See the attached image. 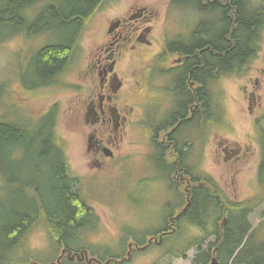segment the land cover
Returning <instances> with one entry per match:
<instances>
[{
    "label": "rangeland",
    "instance_id": "1",
    "mask_svg": "<svg viewBox=\"0 0 264 264\" xmlns=\"http://www.w3.org/2000/svg\"><path fill=\"white\" fill-rule=\"evenodd\" d=\"M249 3L250 9H255L263 6L264 0H249ZM142 5L153 8L156 15L152 22L154 35L163 30L164 36L168 35L169 39L189 41L190 31L197 26L201 17L182 7L174 6L172 10L169 0H102L96 12L86 16L83 21V29L69 53L66 74L62 73L59 77L61 83L58 78L55 83L44 87L42 94L37 89L38 94L24 91L22 72L26 70L25 63L46 39L61 40L67 31L55 27L53 22H47L40 33H33L37 35L19 34L7 39L0 36V114L8 108L7 115L10 117L3 116L5 118L37 120L41 113L54 107L53 112L57 111L56 134L65 150L69 170L66 176L74 178L73 187L78 199L85 196L82 198L87 203L85 223L90 222L87 228L78 231L79 237L72 245L67 247L64 244V247L58 248L54 246V238H48L38 223L33 225L24 240V250L19 248L14 254L18 260L16 264H23L26 260L28 264H47L52 260V264H60L63 258H68L71 264H194L196 255L215 238L212 235L207 238L208 234L215 235L212 227L201 228L204 230L200 231L198 225L181 220L171 226L174 227L173 233L160 237L171 222V217L176 218L184 207L187 183L182 182L180 175H185L195 185L217 186L216 191L226 193L233 199H244L258 191L255 187L257 144L254 138L251 143H246L248 139L244 138V133H250L248 122L255 113L249 112L251 103L254 102V109L259 103L260 106L264 105V27L260 33L258 53L245 62L243 68L219 79L216 78L217 71L210 69L208 76L211 79L207 85L209 100L218 102L220 115L216 122L201 115L197 123L186 125L176 134L185 149L183 169L178 172L171 165L174 158L168 154L169 147L167 152L165 147L159 150L161 154L166 153L162 163L153 157L154 152L148 144L151 127L172 111L176 99L164 85L159 84L157 88L150 85L151 73L167 74L164 69L176 64L178 56L166 50L163 43L166 39L159 42L154 39L153 43L145 41L134 50H131V44H125L120 50L117 74L124 83L123 99H127L128 106L134 107L133 119L143 116L144 128L140 126V129L133 130V135L125 141L122 150L124 160L119 165L95 178L84 175L90 171L89 162L86 161L87 156L92 155L88 146L90 128L78 110L79 104H75L82 101L80 96L85 97L82 94L86 89L85 68L99 45L96 43L107 38L109 22L126 16L128 10L133 12ZM144 25H148V22ZM55 76L54 73L48 79ZM168 76L173 79L171 73ZM142 78L146 79V85L148 81V88ZM160 79L162 81L164 76L158 77V83ZM191 83L190 88L188 80L185 82L190 90L196 86L194 82ZM140 87L144 90L138 93ZM129 92L136 95L129 97ZM250 92L254 93L251 100L248 98ZM177 94L182 96L181 92ZM197 109H200L199 105ZM30 123L33 124V121ZM257 123V129L252 126L255 135L264 130V118ZM220 142L239 144L244 158L232 167V163L223 161L219 153ZM187 147H191V150ZM167 164L171 165L170 172L165 170ZM79 180L81 190L76 189ZM1 197L5 198L6 195L2 194ZM181 198L182 202L177 204ZM250 222L264 236V203L250 215ZM151 236H155V239ZM66 240L73 241L70 238ZM147 240L150 242L148 248L139 250L138 247L146 244ZM186 246L189 247L181 256L172 257L169 253H181ZM71 247L74 251L68 249ZM216 250L217 247L213 249L208 264H218ZM25 251L31 257L25 258ZM104 257L107 259L102 260Z\"/></svg>",
    "mask_w": 264,
    "mask_h": 264
},
{
    "label": "trees",
    "instance_id": "2",
    "mask_svg": "<svg viewBox=\"0 0 264 264\" xmlns=\"http://www.w3.org/2000/svg\"><path fill=\"white\" fill-rule=\"evenodd\" d=\"M101 1L0 0V36L5 39L19 34L36 35L33 33H40L47 22L67 31L65 38L47 42L27 60L22 81H26L23 83L28 88L44 86L39 82L48 81L63 68L83 29L81 21L83 27L86 16L95 13ZM249 5V0H170L171 7H185L201 16L191 31L190 43L178 44L183 39L175 38L171 48L191 55L195 61L198 60L193 55L195 50H201L205 67H195L193 75L202 85L196 92L204 109L210 96L205 80L210 69H216L219 79L243 68L258 53L264 5L255 9ZM185 93L186 98L180 102L184 109L192 103L190 93ZM7 109L0 114V264H16L14 254L19 248L24 250V240L33 225L38 223L48 238H54V246L58 248L72 245L79 237L78 231L87 228L90 222L85 223L87 203L78 199L74 178L66 176L69 170L65 150L56 134L57 113L37 120L20 117L12 120L3 117L8 116ZM259 141L261 157L255 165L257 192L244 199H233L216 191L217 186H209L210 189L203 185L190 198L182 217L190 220L202 217L205 223L196 225L215 231V238L196 255L194 264H208L216 247L218 264H264V236L250 222V215L264 203V131L260 132ZM76 189L81 190L79 186ZM2 194L6 197H1ZM209 206L216 212L204 217L210 212ZM222 217L227 219L223 225L219 222ZM68 238L73 241H67ZM188 247L181 253H169L172 257L181 256ZM68 249L74 251L72 247ZM24 253L25 258L31 257L27 251ZM52 263L53 260L47 262ZM23 264H28L27 260ZM60 264L71 261L63 258Z\"/></svg>",
    "mask_w": 264,
    "mask_h": 264
},
{
    "label": "flooded vegetation",
    "instance_id": "3",
    "mask_svg": "<svg viewBox=\"0 0 264 264\" xmlns=\"http://www.w3.org/2000/svg\"><path fill=\"white\" fill-rule=\"evenodd\" d=\"M169 7H171L170 4ZM125 15L126 16L117 17L111 20L106 29L107 38L104 37L102 41L96 43L99 45L97 46L93 56L89 59L85 68L86 89L85 92L82 93L85 95V97L83 98L80 96V100L82 101L75 104L76 106L79 104L78 110L82 113V117L87 127L90 128L88 146L92 150V155L87 156L86 158L87 163L89 162L90 171L84 173V175L89 178H93V176L97 174L107 173L113 166L119 165V163L124 160L122 150L125 148V141L130 139V137L133 135V130L138 128L140 129V126L144 128V122L142 119L143 116L133 119L134 107L128 106L126 102L127 99H123L124 83L117 74L120 50L125 44H131L130 48L131 50H134L145 44L143 43L145 41L148 43H153L154 39H156L158 42L161 39H166L165 42H163L164 47L166 46V50H168L171 55L174 56L176 54L178 56L176 64H172L164 69L165 73L167 74L151 73L152 78L150 85H153L157 88L159 84H162L169 89V94H174L176 97L171 109L172 111L166 117L163 116L161 120H157V124L152 126L149 131L148 144L154 152L153 157L158 162L164 163L166 154H161L159 150L165 147L164 150L167 152L169 147L168 154L170 157L174 158V161L171 163V165L176 167L175 172L181 171L183 169V151H185V149L183 148L181 140L176 136V134H178L180 130L186 125L197 123V121L200 120L201 115L210 119L211 122L218 121V117L220 115L218 111V102H211L209 100L206 109H204L202 106V101H200V97H198L196 92L197 88L201 87L202 85H200V83L195 79L193 75V69L195 67L196 69L205 67V61L204 59L202 60L200 56L201 50H195L193 55L198 59L195 61L191 58V55L182 54L180 51H178V49L173 50L171 48V44L172 42L175 43V38L169 39L168 35L164 36L163 30H161L158 35L155 36V28L152 22L154 21L156 15L153 11V8L148 9L146 6L142 5L141 7H137L133 12L128 10ZM145 22H148V25H144ZM80 28H82V21ZM190 40L191 37H189V41L183 40L178 44H189ZM49 41L53 40L46 39L45 43L41 47H43ZM210 52H212V50ZM68 62L66 65L64 64L63 68L59 72H55L56 76L54 78L49 79L46 82H39L40 84H45L44 86L40 87L39 85L28 88L24 84V91L33 92L34 94H38V91L39 94H42V89L44 87L55 83L62 73L66 74L65 70L67 69ZM214 71H216V69ZM169 73H171L173 79L168 76ZM160 75H163L164 79L162 81L160 79L161 82L158 83L157 80ZM209 79H211L210 76L205 79L207 80L206 86L208 85ZM61 80L62 79L59 78L58 82L61 83ZM187 80L190 83V88L192 87L191 81L196 84L194 89H188L187 85L185 84ZM142 81H144L146 88H148V81L147 85L146 79L142 78ZM24 82L26 83V81ZM143 90L144 88L140 87L138 93ZM185 91H188L192 97V103L189 109L186 107L184 109V107L180 105V102L186 98ZM178 92H181L182 96L179 97L177 94ZM134 95H136L134 92H129L128 94L129 97ZM253 95V92L249 93V100L252 99ZM23 100H25L24 97ZM253 104L254 102L251 103V106L249 107L250 113L255 111L248 122L250 133H244V138L248 139L246 143H251L255 135V133L252 132V126L253 128L257 129V119L261 116H264V105L260 106L259 103V106L254 109ZM198 105L200 109H197ZM53 108L54 107L49 108L45 112L41 113L39 115V119L44 118L49 113H52ZM54 112L57 113V111ZM200 136L201 129L199 132V137ZM219 148V153H221L223 161L231 162L232 167L236 166L239 161L244 158L241 146L237 143L220 142ZM187 149L191 150V147H187ZM249 153L252 154V151L250 150ZM171 165L167 164L165 166V170L170 172ZM183 172L186 171L183 170ZM181 178L182 182L187 183L184 189L186 192V196H184V207L182 206L183 209L178 213L176 218H174V216L171 217V222L168 224L167 229H163V231L160 233L162 235L160 236V234H158V237L160 236L162 238L163 235L173 233L174 227L171 226L178 224L177 221L185 220V222L192 224L205 223L202 217H200L198 220H190V218L188 219L182 217V214L187 211V208L190 205V198L192 195H195L197 190H201L203 188L202 185L205 184L199 183L195 185L190 181V179L187 180L185 175L182 174L180 175V179ZM170 181L168 184L171 183ZM192 181H195V178H192ZM181 202L182 198L180 202H177V204H180ZM166 204H168V202ZM208 209H210V212H206L204 217H210L211 214L216 212V209L215 212L213 211V206H209ZM219 222L223 225L227 222V219L222 217ZM170 228L173 230L171 231ZM198 228L200 231H202L201 227ZM211 235L215 236L212 233L208 234L207 238L209 239ZM150 238L155 239V236H151ZM149 243L150 242L147 240V246H145V244L143 247L141 246L142 249H140L141 247L138 248L140 250L146 249L150 245Z\"/></svg>",
    "mask_w": 264,
    "mask_h": 264
},
{
    "label": "water",
    "instance_id": "4",
    "mask_svg": "<svg viewBox=\"0 0 264 264\" xmlns=\"http://www.w3.org/2000/svg\"><path fill=\"white\" fill-rule=\"evenodd\" d=\"M113 27V26H112ZM112 27H111V29H112ZM59 260V258L57 259V261Z\"/></svg>",
    "mask_w": 264,
    "mask_h": 264
},
{
    "label": "bare ground",
    "instance_id": "5",
    "mask_svg": "<svg viewBox=\"0 0 264 264\" xmlns=\"http://www.w3.org/2000/svg\"><path fill=\"white\" fill-rule=\"evenodd\" d=\"M181 214V213H180ZM159 239V238H158ZM78 255V254H77ZM91 259V258H90ZM214 262V261H213ZM60 263V262H59Z\"/></svg>",
    "mask_w": 264,
    "mask_h": 264
}]
</instances>
